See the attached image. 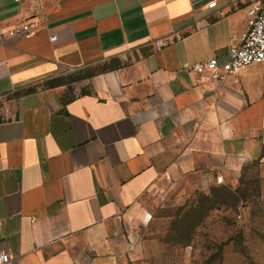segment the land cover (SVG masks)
<instances>
[{
	"label": "crops",
	"instance_id": "1",
	"mask_svg": "<svg viewBox=\"0 0 264 264\" xmlns=\"http://www.w3.org/2000/svg\"><path fill=\"white\" fill-rule=\"evenodd\" d=\"M255 2L0 0L7 264H126L124 225L153 185L264 162V63L183 69L226 61ZM22 23L35 34H9Z\"/></svg>",
	"mask_w": 264,
	"mask_h": 264
},
{
	"label": "rangeland",
	"instance_id": "2",
	"mask_svg": "<svg viewBox=\"0 0 264 264\" xmlns=\"http://www.w3.org/2000/svg\"><path fill=\"white\" fill-rule=\"evenodd\" d=\"M222 185L237 199H219ZM140 204L141 220L123 228L126 264H264V162L221 179L161 180Z\"/></svg>",
	"mask_w": 264,
	"mask_h": 264
},
{
	"label": "built area",
	"instance_id": "3",
	"mask_svg": "<svg viewBox=\"0 0 264 264\" xmlns=\"http://www.w3.org/2000/svg\"><path fill=\"white\" fill-rule=\"evenodd\" d=\"M216 3L212 1L208 3V7H215ZM36 26L31 23H22L9 31V34L31 37L36 32ZM160 45L158 42V46ZM259 63H264V5L261 2H255L248 7L247 27L241 32L239 43H233L227 47L226 61L220 62L217 58H211L198 63L186 62L183 69L209 79L223 80L240 69ZM13 259L12 253L0 247V264H7Z\"/></svg>",
	"mask_w": 264,
	"mask_h": 264
},
{
	"label": "trees",
	"instance_id": "4",
	"mask_svg": "<svg viewBox=\"0 0 264 264\" xmlns=\"http://www.w3.org/2000/svg\"><path fill=\"white\" fill-rule=\"evenodd\" d=\"M218 189H219V193H221L220 194L221 196H218V193L216 194L217 189H215L213 191V195H212L214 199L216 198V195L218 196L219 199L220 198H225V199L235 198V199H237L236 192H233L229 187L222 185ZM222 196H225V197H222ZM223 202H225V201H223Z\"/></svg>",
	"mask_w": 264,
	"mask_h": 264
}]
</instances>
